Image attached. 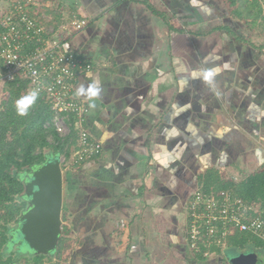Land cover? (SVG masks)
I'll return each mask as SVG.
<instances>
[{
	"label": "crops",
	"instance_id": "crops-1",
	"mask_svg": "<svg viewBox=\"0 0 264 264\" xmlns=\"http://www.w3.org/2000/svg\"><path fill=\"white\" fill-rule=\"evenodd\" d=\"M33 1L47 26L68 27L64 48L94 65L77 94L99 87L78 94L102 150L62 167L75 243L60 264H231L232 247L192 253L187 205L206 169L242 180L264 164V30L225 0ZM72 15L88 25L74 30Z\"/></svg>",
	"mask_w": 264,
	"mask_h": 264
},
{
	"label": "built area",
	"instance_id": "built-area-1",
	"mask_svg": "<svg viewBox=\"0 0 264 264\" xmlns=\"http://www.w3.org/2000/svg\"><path fill=\"white\" fill-rule=\"evenodd\" d=\"M87 25L84 18L74 17L72 21L74 30ZM63 30L59 32L55 26H47L35 17L25 0H6L0 5V111L9 96L6 90L9 83L26 82L25 96L37 90L38 96L50 105L59 136L70 135L72 129L78 133L72 158L64 159L66 167L95 159L101 153L102 144L86 126L87 105L76 87L78 77L91 71L94 65L64 48ZM194 198L189 206L193 218L189 239L195 251H200V240L208 246L215 237L222 248L226 247L229 236L236 230L251 232L264 242V210L258 205L248 204L227 191L216 199L207 198L199 190ZM124 226L125 220L119 221L118 228ZM210 253L207 248L205 256Z\"/></svg>",
	"mask_w": 264,
	"mask_h": 264
},
{
	"label": "trees",
	"instance_id": "trees-1",
	"mask_svg": "<svg viewBox=\"0 0 264 264\" xmlns=\"http://www.w3.org/2000/svg\"><path fill=\"white\" fill-rule=\"evenodd\" d=\"M25 2H27L31 13L40 19L34 9H38V4L33 0H25ZM144 2L154 12H160L148 1ZM225 2L230 8V13L244 20L248 25L251 22L258 23L260 19L261 21L264 19L262 6L264 0H225ZM26 86L27 83L20 80L9 83L6 89L9 96L0 111V264L16 263V259L8 254L14 244L17 243L13 242L15 240L13 234L17 229L19 216L27 208V201L24 198V175L29 173L34 166L44 163L49 154L64 155L66 159H69L71 146H74L73 149L76 148L78 140V133L74 129L66 137L59 136L53 124L54 115L50 105L41 96H38L36 102L30 106L27 115L21 116L18 114L16 101L25 96ZM63 167H65V163H63ZM199 181L201 185L197 191L200 190L207 198L220 199L221 193L227 191L234 197L241 198L248 204L258 205L264 210V164L239 181L227 176L219 168L211 167L200 174ZM194 200L193 194L187 205L188 224L186 231L187 242L194 255L201 259H208L211 255L222 253L224 249L229 247L236 250L234 255L238 254L239 249L253 250L257 253L264 252V242L261 239L251 232L238 230L229 236L224 248L217 243L215 237L208 246L205 245L203 239L200 240L198 242L200 251H195L196 249L191 247L189 239V225L193 220L189 206ZM13 224L17 225L14 227ZM202 230L206 232L204 228ZM74 243V240L70 237L69 229L65 226L55 253L57 261L55 263L51 261L50 263L60 264L66 261L70 256ZM207 248H210L211 253L205 256ZM25 253L19 249L18 244L16 256L23 257L26 255L29 257ZM47 256L51 255L33 254L27 262L44 264L43 260Z\"/></svg>",
	"mask_w": 264,
	"mask_h": 264
},
{
	"label": "water",
	"instance_id": "water-1",
	"mask_svg": "<svg viewBox=\"0 0 264 264\" xmlns=\"http://www.w3.org/2000/svg\"><path fill=\"white\" fill-rule=\"evenodd\" d=\"M62 155L49 154L46 161L24 175L27 208L19 216L13 237L20 250L35 255L56 253L63 234ZM259 253L248 250L231 256V264H259ZM262 259V258H261Z\"/></svg>",
	"mask_w": 264,
	"mask_h": 264
},
{
	"label": "clouds",
	"instance_id": "clouds-1",
	"mask_svg": "<svg viewBox=\"0 0 264 264\" xmlns=\"http://www.w3.org/2000/svg\"><path fill=\"white\" fill-rule=\"evenodd\" d=\"M98 93H99V87L97 86L96 83L90 85L87 91L83 86H81L80 89L78 90L79 95L87 94L89 97H95L98 95ZM37 99H38L37 90H33L28 95L20 97L16 101L18 114L21 116L27 115L28 109L36 102Z\"/></svg>",
	"mask_w": 264,
	"mask_h": 264
},
{
	"label": "rangeland",
	"instance_id": "rangeland-1",
	"mask_svg": "<svg viewBox=\"0 0 264 264\" xmlns=\"http://www.w3.org/2000/svg\"><path fill=\"white\" fill-rule=\"evenodd\" d=\"M40 1V0H39ZM0 2H2L3 3V0H1ZM41 3V2H40ZM42 4V3H41ZM43 7V6H42ZM263 10H264V8H263ZM74 17L75 16H73L72 15V17L71 18H73L74 19ZM258 28H259V30L261 31V30H264V23H263V21H259L258 22ZM52 139V138H51ZM73 147L74 146H71V148L73 149ZM71 149V158H72V153L74 152L73 150ZM64 159H66L65 158V156L64 155H62V160H61V166L63 167V163L65 162V160ZM70 159V158H69ZM66 160H68V159H66ZM236 181H239V180H236ZM17 224H13V226L15 227ZM63 228H65V225H63ZM17 246H18V243H15L14 244V246L12 247V249L10 250V253L8 254V255H12L11 257H13L14 259H16V263H12V264H31L32 263V261L31 262H27V260L28 259H30L31 258V256L33 255V254H31V253H29V252H27L28 250H22V251H24V252H26L25 254H28L29 255V257H27L26 255V257L25 256H21V257H17L16 256V249H17ZM56 256V254H54V255H52V256H47V257H45L44 258V264H51L50 262L52 261L53 263H55V261H57V258L55 257ZM259 260H260V263L259 264H264V252L263 253H259ZM7 258V257H6ZM262 258V259H261Z\"/></svg>",
	"mask_w": 264,
	"mask_h": 264
}]
</instances>
